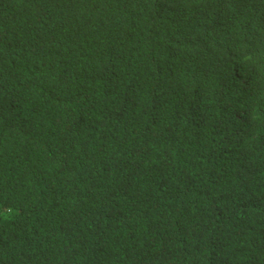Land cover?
I'll list each match as a JSON object with an SVG mask.
<instances>
[{
  "label": "trees",
  "instance_id": "1",
  "mask_svg": "<svg viewBox=\"0 0 264 264\" xmlns=\"http://www.w3.org/2000/svg\"><path fill=\"white\" fill-rule=\"evenodd\" d=\"M0 264H264V0H0Z\"/></svg>",
  "mask_w": 264,
  "mask_h": 264
}]
</instances>
